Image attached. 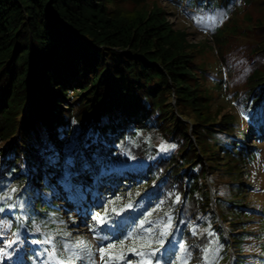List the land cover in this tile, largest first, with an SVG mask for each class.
<instances>
[{
    "label": "trees",
    "instance_id": "obj_1",
    "mask_svg": "<svg viewBox=\"0 0 264 264\" xmlns=\"http://www.w3.org/2000/svg\"><path fill=\"white\" fill-rule=\"evenodd\" d=\"M175 3L193 10L187 14L194 25L212 28L216 63L198 62L210 47L191 40L150 0H0V193L14 187L8 204L22 197L25 205H0V219L12 225L3 239L19 231L22 241L2 264H14L20 252L18 264H42L36 252L48 246L31 241L46 231L82 239L69 212L111 214L130 202L115 217L123 234L161 200L149 219L171 209L174 242L189 245V264H200L201 248L213 240L222 246L218 264H264V218L259 231L245 230L253 215H264L248 201L264 186L244 179L264 156V15L251 12H264V0ZM241 14L244 38L256 33L247 44L255 69L247 89L231 94L224 49L242 34L234 22ZM215 93L235 112L215 109ZM250 121L260 129L241 124ZM161 144L176 147L165 152ZM223 174L221 188L216 176ZM177 195L181 202L173 204ZM251 245L259 253L246 254Z\"/></svg>",
    "mask_w": 264,
    "mask_h": 264
},
{
    "label": "snow or ice",
    "instance_id": "obj_2",
    "mask_svg": "<svg viewBox=\"0 0 264 264\" xmlns=\"http://www.w3.org/2000/svg\"><path fill=\"white\" fill-rule=\"evenodd\" d=\"M200 23H203V21ZM175 147V145L161 144L160 150L166 152L170 148ZM68 187L71 189L70 185ZM16 192L17 189L13 187L6 195L0 193V205H7L10 208L19 205L20 208H24L25 205L22 197H16L15 204H8V201L13 200ZM76 195L80 199L83 198L80 193ZM119 199V197L116 198V200ZM180 202V196H175L173 204H179ZM109 203L115 204V201H110ZM164 203V200L159 201L153 211H160ZM132 207L133 205L129 202L119 210L116 207H112L111 214L108 209L104 210L103 215L96 212L92 215L95 224L86 225L88 230L93 234V239L98 240L96 252L99 254V259L102 264H120V262H123V264H189L192 257V251L189 245L187 243L174 242V225L171 209L164 212L163 216L158 220L149 219L153 215V211H149L138 222L133 221V227L129 228L127 232L118 234L116 227L121 221L115 217H119L122 212ZM4 210V207L0 206V213L4 212ZM18 219H22V217H18ZM64 223L63 220H60L58 227ZM20 226L22 227V225ZM101 226H107V228L105 229ZM11 227V223L6 220H0V233L10 230ZM33 227L36 233H41L40 224H34ZM205 231L209 236H214V233L208 229H205ZM197 234L198 229L192 227L191 235L195 237ZM11 235L12 238L7 241L0 235V254L9 259H11L12 252L15 251L13 246L16 245L19 247L22 243L19 231L12 232ZM71 235L72 233L70 231H46L42 233V239L32 240V244L48 246L36 252L37 256L44 257L42 264H77V262H82V264H96V253L93 252L92 245L83 239H65L66 237H71ZM57 236L60 239H57ZM170 236L173 237L172 240H169ZM217 243V241L213 240L209 242L208 247L201 248L203 255L200 264H218L219 250L222 246L213 247ZM9 250H12V252ZM129 254H131L133 259L128 258Z\"/></svg>",
    "mask_w": 264,
    "mask_h": 264
},
{
    "label": "rangeland",
    "instance_id": "obj_3",
    "mask_svg": "<svg viewBox=\"0 0 264 264\" xmlns=\"http://www.w3.org/2000/svg\"><path fill=\"white\" fill-rule=\"evenodd\" d=\"M152 4L159 3L165 10L168 12V17L169 20L174 23V26H176L177 29H183L187 30L190 33V39L194 40L195 43H204L210 48H208L199 58L198 62H205V63H210L214 64L218 61V58L220 55H218V48L217 43L213 38L211 37V30L212 28L210 27H202L200 28L199 26H196L193 24V22L189 19V16L187 12H192L193 10L189 7H185L184 5H180V7H177V3H175V0H150ZM126 6L132 8L133 4L132 3H125ZM185 9V10H184ZM252 15L255 19L259 18L260 16L264 15L263 10H258V9H251ZM185 11V12H183ZM245 16L243 14L239 15L237 19L234 20L236 25L240 27V32L242 33L241 35L238 36L239 39H235L234 41L231 42L230 45H226L224 49V54L227 57L226 62L228 63L226 65V68L229 71V77L230 81L228 82L230 85V93L233 94L235 93V90L240 91L241 93L244 92L247 88L248 84V79L250 75L252 74V71L255 69L252 64L249 63L248 56L250 55L249 50L250 48L248 47L251 41H255L256 33H248L249 38H244L245 33L244 31L246 30V26L248 23L244 19ZM241 39H245L247 43L242 42ZM212 47V48H211ZM216 51V52H215ZM217 53V54H216ZM263 66V64H262ZM261 66V67H262ZM215 95H217L215 93ZM218 100L215 101L216 108L218 109L219 107L224 108V113H227L228 111L235 112L232 110V105L229 101H227L224 97L218 96ZM243 124L242 126H245V128L248 127V125L251 126H257L260 129V125L252 123L251 121L246 125V122H241ZM256 142V141H255ZM254 143V142H253ZM253 143L250 142L252 145ZM36 144L39 145V142L36 140ZM44 150L46 151V154H49L51 156H54L57 158V151H53L50 149L49 144L44 145ZM264 154V152H263ZM254 164V163H253ZM251 169L245 176L249 180L250 179H255L257 183L263 184L264 186V156L259 158L256 162L255 165L250 164ZM255 169H254V167ZM252 171V172H251ZM251 176V177H250ZM217 183L218 185H221V188H224V182L226 184V180L224 179V174L219 176H216ZM213 191V188L211 189ZM227 193V189L222 191V194L225 195ZM249 202L251 201L253 206H256L258 209L262 208L264 212V191L262 193H257V194H251L249 197ZM262 201V203H258V201ZM69 208V207H68ZM67 210V207L65 208ZM68 221L71 223L72 227H75V229L80 233V236L82 235L83 240H89L90 243L94 244L95 247H97L98 242H96L93 239V234L88 230V227L86 225L92 224V216H85L83 218L78 219V214L75 212H69L67 215ZM264 218V215L258 214V215H253L251 219L247 221L245 224L246 226H249V228H246L245 230L248 232H251L252 230L259 231L261 229L260 223L261 220ZM1 220V219H0ZM225 227V225L223 224ZM241 232V230H239ZM6 233H9L8 230L4 233H0V235H4ZM12 252L11 250H9ZM246 254H255L259 253L255 246H249L245 252ZM97 257L99 259V254H97ZM129 259H133V257L130 255L128 256ZM23 260V254L21 253L20 257L15 259V262H21ZM5 261L3 258V255L0 254V262ZM100 261V259H99Z\"/></svg>",
    "mask_w": 264,
    "mask_h": 264
}]
</instances>
